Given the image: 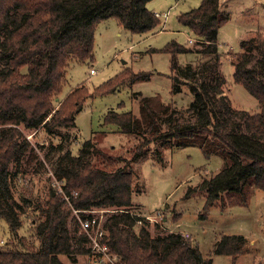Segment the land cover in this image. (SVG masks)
Instances as JSON below:
<instances>
[{
  "label": "trees",
  "instance_id": "trees-1",
  "mask_svg": "<svg viewBox=\"0 0 264 264\" xmlns=\"http://www.w3.org/2000/svg\"><path fill=\"white\" fill-rule=\"evenodd\" d=\"M151 1L0 0V219L16 236L22 227L24 207L12 192L10 165L19 162L30 146L20 127L30 131L44 128L49 133L55 127H76L77 116L90 98L150 80L152 72L126 71L94 92L85 83L79 84L59 107L55 105L70 64L94 60L98 24L114 19L135 34L153 31L160 20L147 7ZM178 21L203 46L198 53L215 56V62L206 65L215 70L220 62L219 28L227 21L220 0H202L199 7L181 13ZM161 51L174 57L189 49L172 40ZM176 63L173 93L189 86L193 94L189 106L179 108L151 96L140 100L138 114L108 110L104 125H114L119 132L139 141L131 159L116 156L114 147L111 152L99 147L95 137H106L104 132L85 141L77 155L72 150L65 152L53 173L62 182L65 195L50 190L48 199L39 207L40 216L33 221L37 242L20 238L12 249H0V264H66L61 256L77 264V255L91 253L89 239L75 219L74 248L68 218L72 211L95 208L118 210L104 223V242L109 253L118 258L116 264H214L182 232L155 236L147 219L132 211L135 174L131 165L146 156L152 146L153 154L162 158V149L191 144L200 146L207 158L216 155L223 160L219 173L198 187L207 191L205 211L223 193L247 201L252 192H264V38L259 43L242 40L240 51L230 61L234 82L257 99L256 112L232 106L221 71H213L205 79L206 74L200 75L192 64L184 70ZM137 96L138 93L135 99ZM79 215L82 219L91 216ZM213 253L230 256L235 262L245 253V239L223 235Z\"/></svg>",
  "mask_w": 264,
  "mask_h": 264
},
{
  "label": "rangeland",
  "instance_id": "rangeland-1",
  "mask_svg": "<svg viewBox=\"0 0 264 264\" xmlns=\"http://www.w3.org/2000/svg\"><path fill=\"white\" fill-rule=\"evenodd\" d=\"M201 2L152 0L147 7L158 14L160 25L146 34L132 33L114 19L98 24L94 60L70 64L66 84L55 102L56 107L60 106V102L73 88L82 83L94 92L126 71L152 72L153 75L150 80L138 81L104 96L90 98L77 116L76 127H55L51 133L44 128L30 131L20 127L30 146L19 162L11 163L10 185L16 200L24 207L22 227L16 236L9 224L0 219L1 250L12 249L20 238L28 242L36 241L33 221L40 216L39 207L46 202L52 189L65 195L62 182L53 175L65 152L72 150L77 155L85 141L104 132L106 137H95L98 146L110 152L114 147L112 152L116 156L125 161L131 159V152L139 141L134 136L119 132L114 125H104L103 118L108 110L138 114L140 100L151 96H159L163 102L174 103L179 108L189 106L193 100L189 86L185 85L179 93H173V76L177 71L174 68L175 62L184 70L187 64H192L200 75L206 74L205 79L213 71H221L226 78L224 87L232 106L250 112L257 111V99L242 85L234 82V69L230 61L240 51L242 40L259 43L264 38V0H220L227 21L219 28L220 62L213 71L207 69L206 65L214 63L215 56L198 53L204 50L203 46L178 21L181 13L199 7ZM172 40L187 47L189 52L174 57L162 52ZM190 40H194V43L190 44ZM254 53L259 56L258 50H254ZM91 70L94 72L91 73ZM136 93L138 96L135 99ZM154 149L152 146L146 156L131 165L135 174L131 209L143 218H150L147 221L153 235L182 232L193 245L198 246L205 258H212L214 264H264V192H252L247 201L244 198L239 201L230 197L231 194L223 193L221 199L205 211L207 191H201L198 187L205 179H211L219 173L223 160L216 155L207 158L200 146L191 144L162 149V158L153 154ZM111 214L98 212L95 215L106 221ZM75 219L78 216L72 211L68 218V228L74 248L77 244ZM156 223L161 226L155 227ZM223 235L242 236L245 239V253L237 257L235 262L230 256L213 253L216 242ZM90 254L77 255V264H94L95 256L92 252ZM61 260L73 264L67 256H61Z\"/></svg>",
  "mask_w": 264,
  "mask_h": 264
},
{
  "label": "built area",
  "instance_id": "built-area-1",
  "mask_svg": "<svg viewBox=\"0 0 264 264\" xmlns=\"http://www.w3.org/2000/svg\"><path fill=\"white\" fill-rule=\"evenodd\" d=\"M158 16V14H156ZM165 17L167 18V14H165ZM190 44L194 43V40L189 41ZM94 70H91V73H93ZM66 200H69L68 197H66ZM118 210L116 209H92V210H86V211H79L75 210L74 212L78 216L79 221V227L82 232H84L88 239H89V248L90 251L95 256L94 264L99 263H110V264H116L117 257L112 256L109 253V248L106 242H104V238L106 235V231L104 229V223L105 221H102L99 217H97L95 214L98 212L103 213H114ZM80 213H84L85 215H91L90 218L82 219L80 217ZM145 219L149 220V217H145ZM138 224H142V221H139Z\"/></svg>",
  "mask_w": 264,
  "mask_h": 264
}]
</instances>
